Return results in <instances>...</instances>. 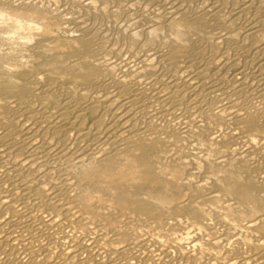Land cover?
I'll use <instances>...</instances> for the list:
<instances>
[{"label":"bare ground","instance_id":"6f19581e","mask_svg":"<svg viewBox=\"0 0 264 264\" xmlns=\"http://www.w3.org/2000/svg\"><path fill=\"white\" fill-rule=\"evenodd\" d=\"M63 7L0 0V264H264V0Z\"/></svg>","mask_w":264,"mask_h":264},{"label":"rangeland","instance_id":"374dc122","mask_svg":"<svg viewBox=\"0 0 264 264\" xmlns=\"http://www.w3.org/2000/svg\"><path fill=\"white\" fill-rule=\"evenodd\" d=\"M49 1V0H48ZM54 4H58L61 8L58 12H41L40 24L44 29L45 33L40 36L44 41H48L51 46L49 50L59 53V54H80L89 49V43L87 42L89 38L93 37L94 33L89 29H86V25L93 21L91 15L82 16L76 13H68L64 9L63 5L65 0H50ZM152 0H146V2H151ZM140 2V3H139ZM136 6L144 5V1H139ZM79 4V3H77ZM75 4V9H81L84 12H89L93 10L94 3H85L83 5ZM60 10V11H59ZM64 13V14H63ZM62 14V15H61ZM165 20L163 19L162 22ZM38 33V32H37ZM184 66L185 63H182ZM0 86L2 88H7L4 82L0 79Z\"/></svg>","mask_w":264,"mask_h":264}]
</instances>
